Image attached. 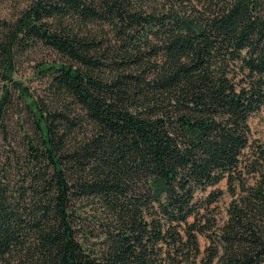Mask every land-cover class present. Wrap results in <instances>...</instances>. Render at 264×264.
I'll return each mask as SVG.
<instances>
[{"label": "trees", "instance_id": "trees-1", "mask_svg": "<svg viewBox=\"0 0 264 264\" xmlns=\"http://www.w3.org/2000/svg\"><path fill=\"white\" fill-rule=\"evenodd\" d=\"M38 45L59 56L42 97L12 78ZM0 74L30 99L17 150L0 100V264H264V151L238 172L264 0H31L0 18ZM225 180L226 219L203 222Z\"/></svg>", "mask_w": 264, "mask_h": 264}, {"label": "rangeland", "instance_id": "rangeland-1", "mask_svg": "<svg viewBox=\"0 0 264 264\" xmlns=\"http://www.w3.org/2000/svg\"><path fill=\"white\" fill-rule=\"evenodd\" d=\"M30 2L31 0H0V18L14 20ZM58 58L59 56L51 49L38 45L16 59L15 72L12 73V78L21 81L35 97H42L45 80L42 79L41 74L37 72L39 64L40 62H54L58 60ZM6 86L8 89L9 101L7 103L8 111H6L5 126L6 130L9 131V147L17 150L18 142L22 137L20 135V129H30V118L28 115L29 113H27L28 109L26 105V102L28 103L30 99L28 97L24 99L19 90L12 85H6L0 74V100ZM249 125V147L242 153L238 170L239 175L247 182L253 180V175L249 173L252 161L261 151H264V107L251 115L249 118ZM212 193H214V195ZM216 195V199L212 200ZM210 198L212 200L211 203L208 202ZM232 198L233 196H231L229 192L226 180L215 186H210L204 191L198 192L197 199H200V202L203 204L200 212L205 215L202 216L204 217L203 222H205L208 217L217 224H221L226 219V210ZM198 239L201 250H204L208 245L207 239L202 235H199Z\"/></svg>", "mask_w": 264, "mask_h": 264}]
</instances>
